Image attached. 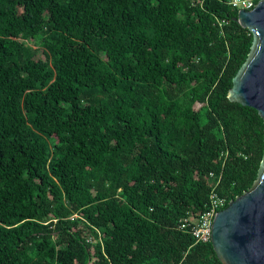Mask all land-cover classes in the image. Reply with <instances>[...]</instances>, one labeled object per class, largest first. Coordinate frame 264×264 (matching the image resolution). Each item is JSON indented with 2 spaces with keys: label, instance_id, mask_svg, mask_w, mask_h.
<instances>
[{
  "label": "trees",
  "instance_id": "16d2710c",
  "mask_svg": "<svg viewBox=\"0 0 264 264\" xmlns=\"http://www.w3.org/2000/svg\"><path fill=\"white\" fill-rule=\"evenodd\" d=\"M237 12L0 0V264H222L178 223L264 155L263 118L227 98L253 40Z\"/></svg>",
  "mask_w": 264,
  "mask_h": 264
},
{
  "label": "water",
  "instance_id": "95a60500",
  "mask_svg": "<svg viewBox=\"0 0 264 264\" xmlns=\"http://www.w3.org/2000/svg\"><path fill=\"white\" fill-rule=\"evenodd\" d=\"M233 20L253 40L227 98L256 109L264 121V0L239 9ZM210 242L222 264H264V155L252 186L216 213Z\"/></svg>",
  "mask_w": 264,
  "mask_h": 264
},
{
  "label": "built area",
  "instance_id": "2783aa9c",
  "mask_svg": "<svg viewBox=\"0 0 264 264\" xmlns=\"http://www.w3.org/2000/svg\"><path fill=\"white\" fill-rule=\"evenodd\" d=\"M229 4L239 9L249 10L256 4L255 0H229ZM209 173V177H213ZM225 205V199L220 197L215 191V185L209 193V205L198 216L189 215L179 219L178 229L188 232L195 242L207 243L211 241L212 222L216 213Z\"/></svg>",
  "mask_w": 264,
  "mask_h": 264
}]
</instances>
